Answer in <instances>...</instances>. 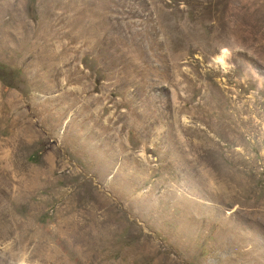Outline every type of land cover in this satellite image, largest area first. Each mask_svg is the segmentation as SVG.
Here are the masks:
<instances>
[{"label":"rangeland","instance_id":"374dc122","mask_svg":"<svg viewBox=\"0 0 264 264\" xmlns=\"http://www.w3.org/2000/svg\"><path fill=\"white\" fill-rule=\"evenodd\" d=\"M0 264H264V0H0Z\"/></svg>","mask_w":264,"mask_h":264}]
</instances>
